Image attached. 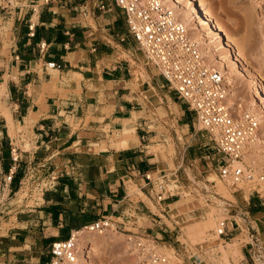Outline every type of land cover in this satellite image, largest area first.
Wrapping results in <instances>:
<instances>
[{
	"label": "crops",
	"instance_id": "crops-1",
	"mask_svg": "<svg viewBox=\"0 0 264 264\" xmlns=\"http://www.w3.org/2000/svg\"><path fill=\"white\" fill-rule=\"evenodd\" d=\"M15 1L6 10L0 6L7 109L0 114V146L6 175L16 172L8 185L18 188L29 165L55 157L57 142L65 173L53 178L43 199L47 208L36 211L35 232L13 219L0 224V264H52L54 243L104 217L134 221L139 215L148 219L145 232L161 238L168 230L144 213L152 202L146 175L154 179L167 169L155 171L162 161L151 151L160 145L161 129L147 127L153 113L169 107L180 114L173 122L192 133L186 105L160 75L140 66L138 46L122 41L126 22L118 9L107 4L109 11L98 13L102 0ZM132 129L135 136L126 141L124 134L123 148L122 134Z\"/></svg>",
	"mask_w": 264,
	"mask_h": 264
},
{
	"label": "rangeland",
	"instance_id": "rangeland-1",
	"mask_svg": "<svg viewBox=\"0 0 264 264\" xmlns=\"http://www.w3.org/2000/svg\"><path fill=\"white\" fill-rule=\"evenodd\" d=\"M102 1L104 3L100 5V8H104L98 13L109 11L108 1ZM200 1L204 3L202 4L204 7L206 6V10L213 18L215 17L216 23L220 24L219 26L224 28L226 33L228 32L234 37L235 48L244 65L246 64L245 66L252 70H250L251 73L260 72L264 76V71L260 70V68L262 69L260 62L264 60V50H261L264 45V36L256 25V13L252 2L250 0ZM259 2L261 5L258 11L264 19V0H259ZM168 6L172 8L170 5ZM172 9L179 16L177 10ZM185 9H189L186 3ZM191 36L196 40L192 33ZM136 50L135 55L140 66H146L153 75L159 76L156 68L152 64H148L144 53ZM206 61L210 64L213 62L211 65L215 68V61L212 58L207 57ZM135 64L137 65V63ZM247 83L242 88H237L239 83L231 84L229 82V89L235 88L233 96L237 102L235 110L241 114L249 111V103L254 97L258 98L256 99L258 103H261L256 87ZM5 98L6 93L3 89L0 93V114L7 112V109L2 106ZM260 107L262 106H259L255 113L261 119L260 134H263L264 110ZM179 116L180 114L175 109L170 110L168 107L167 111H159L156 115L153 113L151 115L152 123L147 127L151 130H157L159 127L161 129L158 132L160 145L151 151L160 154L163 162L155 164V171L162 169H167V171L154 176V179L158 180L149 190L152 202L148 203L150 208H145L144 213L150 214L152 218L161 222L159 227L162 230H168V232L163 233L161 238H154L155 236L151 232L147 234L145 225L148 219L141 218L139 215L133 217L134 221L130 216L119 221L113 218L114 222H119L124 227L127 226L129 230L124 228L117 231L113 228L103 234L92 233L90 239H85L82 242L84 246L90 245L92 248L89 253L90 260L95 264H138L128 240L129 235L140 233L144 237L149 235L147 238L157 245L171 264H228L219 251H216L218 243L214 239L216 229L203 234L202 237H196L197 232L206 226L210 213L214 209L219 218V228L222 231L225 230L227 234V236L222 235L224 243H233L234 250L239 249L241 253L238 256L234 252L230 253L229 264H264V156L256 161L254 169L247 165L254 174L258 175L254 181L244 183L243 187L232 186L220 176L221 156L214 150L215 145L202 130V125L186 113L184 117L187 119L184 122L191 123L192 133L183 132L181 127L173 122ZM136 120L137 118L134 117L133 122ZM9 127L15 129V124L9 121ZM15 131L17 132L16 129ZM142 132L144 131L141 129L139 134ZM124 134L127 141L128 138L131 139L135 136V129L122 134L123 148H126ZM58 145L59 142L55 146L57 152L61 150ZM253 147L250 149V153L248 152L245 156L246 158L253 155L254 152L253 157L257 158V151ZM57 152L53 153L56 156L50 160H48L49 156L43 158L41 162L44 165H29L23 172L21 184L15 188L6 182L3 149L0 146V224H9L13 219L14 222L16 220L24 227L28 226L31 232H35L34 229L39 226L36 211L47 208L43 199L53 186V178L65 173L59 167L64 157ZM183 159L184 163H182ZM57 166L59 169H56ZM160 186L165 188V197L161 201L155 197L161 193ZM133 190H137V187H133ZM252 200H256L257 208L252 207ZM137 212H140L139 209ZM45 220L47 219H43V221ZM123 221L128 225L121 223ZM133 225L135 227L131 230ZM120 236L121 238H119ZM168 251L174 253L177 256L176 259L168 255Z\"/></svg>",
	"mask_w": 264,
	"mask_h": 264
},
{
	"label": "built area",
	"instance_id": "built-area-1",
	"mask_svg": "<svg viewBox=\"0 0 264 264\" xmlns=\"http://www.w3.org/2000/svg\"><path fill=\"white\" fill-rule=\"evenodd\" d=\"M0 4L3 10L11 0ZM108 7L118 9L125 17L126 34L122 41L131 40L144 53L159 75L177 93L221 156L220 176L232 186L252 182L255 174L245 164V155L257 143L261 123L250 113H239L229 105V83L226 76L205 62L201 48L187 26L163 0H108ZM104 7H102L103 9ZM184 163V159L182 161ZM15 170L6 175L11 183ZM147 189L157 180L146 175ZM155 197L164 199V186ZM154 191V189H152ZM104 217L75 232L69 239L54 243L51 248L55 260L74 263L80 256L79 233L87 231L103 234L109 229L122 230L119 222ZM225 224V229H226ZM142 234L129 235V245L138 264H171L156 244ZM227 236L221 230V236ZM90 253L91 246H84Z\"/></svg>",
	"mask_w": 264,
	"mask_h": 264
},
{
	"label": "bare ground",
	"instance_id": "bare-ground-1",
	"mask_svg": "<svg viewBox=\"0 0 264 264\" xmlns=\"http://www.w3.org/2000/svg\"><path fill=\"white\" fill-rule=\"evenodd\" d=\"M13 1L16 2L15 0ZM250 1L252 2L254 6V12L256 13V17H255L256 25L261 29L262 34L264 36V19L262 18V16L259 14V11H258V8L260 7L261 3L259 2V0H250ZM163 2L177 10L180 16L179 17L177 15L178 19L180 21H183V23L187 26L188 30L190 29L189 30L190 33H192V35L196 37V42L199 44L204 58L206 60H207V57L212 58L215 61L214 62L216 65L215 68L217 70H220L226 76V78L228 79V83L229 82L231 84L239 83V86L237 88H242L243 86H245V84L248 81V83H250L252 87H256V90H258L257 94L260 95L259 99L261 100V103H258V100H256L258 98L255 99L254 97L252 99V102L249 103V111L250 113L254 114L257 117L259 122H261L260 121L261 119L259 118L258 114L255 113V111L258 109L259 106H262L260 107V109L262 108V110H264V76L260 72H257V73L255 72V74L251 73L250 72L251 69L247 68V66H245L246 64L244 65L242 59L239 57L237 53V49L235 48L234 37L230 33L228 32L226 33V30L224 28L223 30L219 26L220 24L216 23L214 19L215 17L213 18V16L208 12V10H206L207 9L205 8L206 6L204 7L203 5L204 3L202 2L203 3L202 4L200 0H163ZM185 3L189 6V9L187 10L185 9ZM261 50H264V45L262 46ZM206 60L205 62L208 63V61ZM260 63H262V69L260 68V70L264 71V60ZM4 87H5V84H0V93L1 91H3ZM234 90L235 88L229 89V102L228 103L232 108L235 109L237 102L235 101V99H233V96L235 95ZM10 134L14 138H18V133L15 131L14 128L10 129ZM253 146H254L253 148H255V150L257 151V154H256L257 158L255 159V157H253L255 152L253 155H250L247 158L245 157L246 166L249 165L251 166V168L253 166H256V163H257L256 161L258 159H262V157L264 156V133L263 134L259 133V136L257 138V143L254 144ZM257 177L258 175L255 174V179ZM239 186L243 187L244 184L238 185V187ZM218 221H219V218L216 216V210L213 209L212 212L210 213V217L206 223V226L202 230H199L197 232L196 237L197 238L202 237L203 234H206L207 232H210L216 229L215 235H214V239L218 241L216 251H219V254H221L223 259L226 260L227 263L229 264L230 253L234 252L236 256L241 255V253L239 249L236 251L234 250L233 243H228V242L224 243L223 241L224 239L221 236L222 229L219 228ZM91 235L92 233L87 232V231H82L81 233H79L80 237H79L78 246H79V249L81 250H80V256L76 259L74 263H70L68 261L60 262L58 260H55L57 262L55 263L56 264H95L93 261L90 260L91 257L89 256V253L84 249L85 247L82 243L83 240L90 239ZM119 238H121V236ZM168 255H170L171 257L175 259L177 257L174 253L170 251H168Z\"/></svg>",
	"mask_w": 264,
	"mask_h": 264
}]
</instances>
